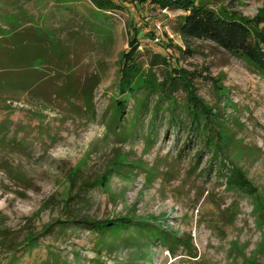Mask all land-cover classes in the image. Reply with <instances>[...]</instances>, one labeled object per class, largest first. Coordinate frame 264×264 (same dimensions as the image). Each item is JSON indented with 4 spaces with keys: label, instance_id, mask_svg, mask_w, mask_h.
I'll return each mask as SVG.
<instances>
[{
    "label": "rangeland",
    "instance_id": "1",
    "mask_svg": "<svg viewBox=\"0 0 264 264\" xmlns=\"http://www.w3.org/2000/svg\"><path fill=\"white\" fill-rule=\"evenodd\" d=\"M215 1L260 39L264 0ZM123 5L0 0V264H264V70L211 40L186 46L181 9ZM134 26L137 62L164 83L141 109L143 92L120 93ZM174 68L214 113L201 128L183 78L169 86ZM82 220L182 242L103 236Z\"/></svg>",
    "mask_w": 264,
    "mask_h": 264
},
{
    "label": "trees",
    "instance_id": "2",
    "mask_svg": "<svg viewBox=\"0 0 264 264\" xmlns=\"http://www.w3.org/2000/svg\"><path fill=\"white\" fill-rule=\"evenodd\" d=\"M58 1L64 3L66 0ZM126 1L135 3L136 6H138V4L148 3V5L151 6L159 4L164 9L171 8L183 10L185 12V16L183 17V22L178 26V32L186 46H189V40L194 38L211 40L223 47L228 52L241 56L242 58H245L247 61L259 66L264 70V28L261 29L263 32L260 35V39H258V33H256V35L253 34L256 29H252L250 26L251 23L248 19L235 17L234 15L228 13L225 8L218 7V2L215 0H91L95 8L100 12H102V10L109 12L112 10H126V5H123V3ZM133 28L134 32L130 39V47L127 51H124L121 58V64L124 73L122 76L120 93L122 95L129 93L131 96L136 97L139 91L143 92L144 95L142 96V99L139 100L141 102L139 103L140 105H138V108L141 109L143 106H145L144 103L147 94L158 93L157 90L161 89L164 83H160L156 79L155 74L143 70L142 65L137 62L135 56L138 52L140 41L137 38L135 26ZM190 49L191 48L189 47L187 48L188 51ZM162 60L165 62V64H168L167 58H163ZM177 70L179 72H177ZM184 72L185 71L182 69L174 68L173 71H168L166 77L168 76V78L172 80V83L169 85L170 87L176 85V78H183L184 87L188 91L185 107L188 110L189 116L192 117L191 126H195L194 128H201V125H198V123L202 122L203 119H209L210 114L214 113H212L211 109L205 106L203 101L198 99L194 93H189V91H192V89L190 88L189 80L186 78V76H184ZM11 73L12 71H10V75ZM6 75L7 73H5V76ZM9 77L6 76L5 78L6 87L10 88L11 86H15V89L17 88L20 91L24 90V88H21L19 85L20 80L12 81L9 79ZM28 78H32V75L29 74ZM3 82L5 81L3 79L2 73V76L0 75V84ZM32 82H35V80L31 81V83ZM164 92H168V95L172 96L170 90H164ZM127 100L128 99L120 98L119 101H116L117 104L113 112V117L110 121L111 123H113L112 121L114 119H118V123L120 124L122 121L120 118L122 117L123 111L126 107L125 104L127 103ZM177 103V101H174L172 105L176 107ZM220 134L223 135V133ZM221 135L217 140L218 144L221 140L227 142L226 140H223V138H227V136L223 135L222 137ZM210 141H212L211 138L209 139V142ZM238 177L239 179L241 178L240 181ZM234 178L236 179L234 180V183L239 181L241 186L244 187L246 185L244 178L242 179V174H240V171L234 173ZM80 222L89 226L92 230L103 236L109 234L116 238L121 233H125V230L132 228L137 232L143 233L147 239H151L152 236L160 235L159 233H162V237L165 240L171 241V244L182 242L181 239L177 240L170 236L168 232H158L156 228H152L150 225L145 226L146 224H142L138 221L121 220L119 222H112L106 220L103 222H95L82 220ZM150 232H152V236L150 235ZM169 249L171 251L174 250L172 245H169Z\"/></svg>",
    "mask_w": 264,
    "mask_h": 264
},
{
    "label": "clouds",
    "instance_id": "3",
    "mask_svg": "<svg viewBox=\"0 0 264 264\" xmlns=\"http://www.w3.org/2000/svg\"><path fill=\"white\" fill-rule=\"evenodd\" d=\"M104 132H106V128H104L103 126H100V135L102 136ZM53 155H56V153H53Z\"/></svg>",
    "mask_w": 264,
    "mask_h": 264
},
{
    "label": "built area",
    "instance_id": "4",
    "mask_svg": "<svg viewBox=\"0 0 264 264\" xmlns=\"http://www.w3.org/2000/svg\"><path fill=\"white\" fill-rule=\"evenodd\" d=\"M159 24H160V23H159ZM158 26H159V25H158ZM160 38L162 39V35L158 34V35H157V38H156L155 40H156V41H159Z\"/></svg>",
    "mask_w": 264,
    "mask_h": 264
}]
</instances>
